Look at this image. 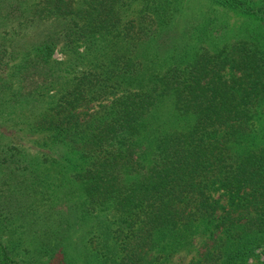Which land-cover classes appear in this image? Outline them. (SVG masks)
I'll return each mask as SVG.
<instances>
[{
    "label": "trees",
    "instance_id": "obj_1",
    "mask_svg": "<svg viewBox=\"0 0 264 264\" xmlns=\"http://www.w3.org/2000/svg\"><path fill=\"white\" fill-rule=\"evenodd\" d=\"M209 1L258 19V35L206 41L215 16L197 22L184 6L183 17L180 0H37L20 10V25L39 26L18 65L26 92L34 100L58 84L29 129L67 150L65 173L52 158L55 175L82 189L70 212L95 214L87 239L102 242L101 264H156L185 248L191 264H259L264 0ZM6 40L0 67L18 43ZM58 47L63 60L52 57ZM2 163L0 215L14 214L37 174L4 154ZM2 232L0 221V264H35Z\"/></svg>",
    "mask_w": 264,
    "mask_h": 264
},
{
    "label": "rangeland",
    "instance_id": "obj_2",
    "mask_svg": "<svg viewBox=\"0 0 264 264\" xmlns=\"http://www.w3.org/2000/svg\"><path fill=\"white\" fill-rule=\"evenodd\" d=\"M36 1L0 0V39L5 38L9 42L12 39L18 40L17 44L14 43L15 56L6 59L0 67V155L17 160L22 166L20 171L31 172L30 177L35 172V179H38L33 184L37 190L32 189L30 194H23L21 204L14 214L6 213L5 210L1 213L2 236L4 240L15 238L17 242L9 243L16 245V255L35 264H63L64 258L74 264H101L102 242L94 247L96 242L87 239L90 235L88 230L95 225V214L79 210L75 214L68 208V204L77 198L82 189L67 176H63L67 170L64 167L67 150L61 145L43 143L42 134L29 129L37 112L47 106V100L51 99L58 88V84L46 88L42 96L33 100L26 92L23 77L18 72V65L25 52L24 44L27 45L24 41L33 39L39 28L34 22L20 25L18 22L24 20L20 10L23 6L31 9ZM179 5L182 9L186 6V13L197 22L210 14L215 16L216 24L211 28L212 33L206 41L221 43L258 35V19L246 14L213 4L209 0H180ZM181 11L184 17L185 9ZM52 57L63 60L65 53L58 47L53 51ZM55 155L59 157L64 173L55 175L58 168L52 162ZM15 163L17 162L14 161ZM2 164L0 176L5 163ZM66 217L70 220L69 223ZM65 229V235L61 236L59 232ZM257 251V262L264 264V246ZM192 254L191 248L181 249L169 260L157 261L156 264H191L194 259Z\"/></svg>",
    "mask_w": 264,
    "mask_h": 264
}]
</instances>
